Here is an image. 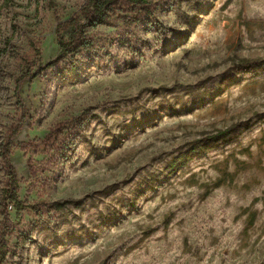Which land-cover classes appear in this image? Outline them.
I'll return each mask as SVG.
<instances>
[{
	"label": "rangeland",
	"instance_id": "1",
	"mask_svg": "<svg viewBox=\"0 0 264 264\" xmlns=\"http://www.w3.org/2000/svg\"><path fill=\"white\" fill-rule=\"evenodd\" d=\"M87 1L0 0V233L17 80L56 62L20 89L0 264H264V0H154L58 57Z\"/></svg>",
	"mask_w": 264,
	"mask_h": 264
},
{
	"label": "trees",
	"instance_id": "2",
	"mask_svg": "<svg viewBox=\"0 0 264 264\" xmlns=\"http://www.w3.org/2000/svg\"><path fill=\"white\" fill-rule=\"evenodd\" d=\"M157 6L158 5L154 0H88L87 4L82 8L80 16L73 17L57 25L58 44L60 46L58 57L73 54L82 48H87L90 41L87 37L86 29H94L105 24L110 15H116L118 19L122 20L127 25H134L139 23L143 18L152 16L157 10ZM122 7L125 8V11L128 12L130 16L126 17L119 13V9ZM68 28H73L74 30L69 38H65L63 33ZM55 64L56 62L54 61L44 66L40 65L34 73L30 69L17 80L15 96L22 115L18 123L11 128L9 135L3 144L1 153L8 176V188L1 201L4 225L3 230L0 233V260L5 257L6 251L4 240L12 229V218L9 207L12 205L18 207L22 204L19 198V175L11 159L12 150L18 146L22 151L26 152L38 146L37 143L24 142L19 145H16L15 143V139L22 132L24 124L28 118L27 107L20 94V89L24 81L36 78L41 72L53 67ZM229 134L230 131L219 132L217 135L208 139V147H206L207 145H196L184 156L188 155L189 158L196 157L200 155V153L205 152L206 149L212 148L218 141L227 137Z\"/></svg>",
	"mask_w": 264,
	"mask_h": 264
}]
</instances>
